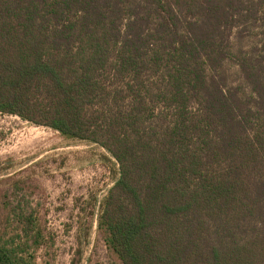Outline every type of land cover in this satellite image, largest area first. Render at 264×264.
<instances>
[{
  "label": "trees",
  "instance_id": "obj_1",
  "mask_svg": "<svg viewBox=\"0 0 264 264\" xmlns=\"http://www.w3.org/2000/svg\"><path fill=\"white\" fill-rule=\"evenodd\" d=\"M0 114L109 153L120 264H264V0H0ZM5 206L0 264H40Z\"/></svg>",
  "mask_w": 264,
  "mask_h": 264
},
{
  "label": "rangeland",
  "instance_id": "obj_2",
  "mask_svg": "<svg viewBox=\"0 0 264 264\" xmlns=\"http://www.w3.org/2000/svg\"><path fill=\"white\" fill-rule=\"evenodd\" d=\"M115 169L109 153L95 143L0 114V217L9 212V200L36 213L54 238L51 247L39 251L40 264H120L98 229L100 204L114 184ZM80 218L91 224L81 257Z\"/></svg>",
  "mask_w": 264,
  "mask_h": 264
}]
</instances>
